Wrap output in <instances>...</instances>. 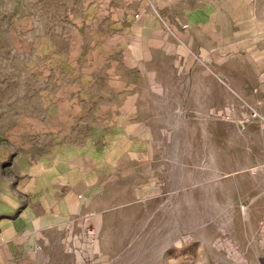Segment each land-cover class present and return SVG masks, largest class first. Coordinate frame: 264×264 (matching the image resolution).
I'll use <instances>...</instances> for the list:
<instances>
[{"label": "rangeland", "instance_id": "374dc122", "mask_svg": "<svg viewBox=\"0 0 264 264\" xmlns=\"http://www.w3.org/2000/svg\"><path fill=\"white\" fill-rule=\"evenodd\" d=\"M84 2L0 0V145L46 146L42 113L58 74L45 62L81 39L70 31ZM190 55L180 73L202 106L156 117L164 129L133 177L106 181L100 210L75 214L56 243L37 244L36 260L9 264H264V132L243 122L257 100L231 90L257 71L241 52Z\"/></svg>", "mask_w": 264, "mask_h": 264}, {"label": "crops", "instance_id": "0c3cea01", "mask_svg": "<svg viewBox=\"0 0 264 264\" xmlns=\"http://www.w3.org/2000/svg\"><path fill=\"white\" fill-rule=\"evenodd\" d=\"M77 23L81 39L45 62L59 79L42 113L46 146L0 145V264L36 260L75 214L100 210L106 181L131 179L153 153L156 117L202 106L180 73L192 51L241 52L257 81L231 90L264 110V0H85Z\"/></svg>", "mask_w": 264, "mask_h": 264}, {"label": "built area", "instance_id": "2783aa9c", "mask_svg": "<svg viewBox=\"0 0 264 264\" xmlns=\"http://www.w3.org/2000/svg\"><path fill=\"white\" fill-rule=\"evenodd\" d=\"M244 105V109L249 112V115L243 120V122H254L264 132V110L262 109L261 103ZM88 236L91 238L96 237V229L94 227H88L86 229Z\"/></svg>", "mask_w": 264, "mask_h": 264}]
</instances>
